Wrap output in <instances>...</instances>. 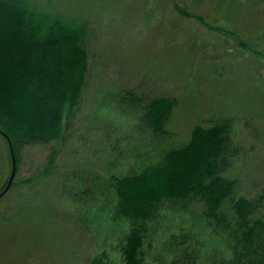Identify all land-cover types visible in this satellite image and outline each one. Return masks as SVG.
<instances>
[{"label": "rangeland", "instance_id": "rangeland-1", "mask_svg": "<svg viewBox=\"0 0 264 264\" xmlns=\"http://www.w3.org/2000/svg\"><path fill=\"white\" fill-rule=\"evenodd\" d=\"M31 5L85 21L89 68L65 138L27 146L20 163L15 156L13 184L0 197V264H92L100 256L122 264L130 223L113 218L115 193L104 181L158 161L187 143L198 124L230 121L225 175L239 179L241 194L264 195V0ZM127 92L176 100L166 133L138 119L129 96L123 99ZM12 152L0 134V188L12 174ZM199 206L148 226L144 264H211V254L228 256Z\"/></svg>", "mask_w": 264, "mask_h": 264}, {"label": "trees", "instance_id": "trees-1", "mask_svg": "<svg viewBox=\"0 0 264 264\" xmlns=\"http://www.w3.org/2000/svg\"><path fill=\"white\" fill-rule=\"evenodd\" d=\"M87 33L85 21L38 11L31 0H0V134L17 162L27 146L65 138L87 82ZM127 96L148 129L166 133L175 99ZM231 133L229 120L198 124L187 143L167 148L158 161L104 181L115 193L113 218L130 223L122 264H144L139 256L148 226L195 205L229 251L223 258L211 254V264H264V195L241 194L239 179L225 175ZM91 263L107 264L102 256Z\"/></svg>", "mask_w": 264, "mask_h": 264}, {"label": "water", "instance_id": "water-1", "mask_svg": "<svg viewBox=\"0 0 264 264\" xmlns=\"http://www.w3.org/2000/svg\"><path fill=\"white\" fill-rule=\"evenodd\" d=\"M12 157H13V169H12V174L10 176V179L5 187V189L0 193V197H2L8 190L9 188L11 187L12 183H13V180L15 178V175H16V160H15V156L12 152Z\"/></svg>", "mask_w": 264, "mask_h": 264}]
</instances>
